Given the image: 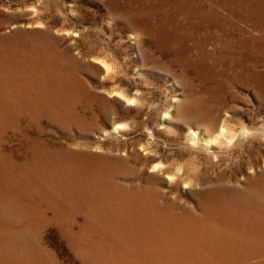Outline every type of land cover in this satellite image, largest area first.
Returning <instances> with one entry per match:
<instances>
[{
  "label": "rangeland",
  "instance_id": "obj_1",
  "mask_svg": "<svg viewBox=\"0 0 264 264\" xmlns=\"http://www.w3.org/2000/svg\"><path fill=\"white\" fill-rule=\"evenodd\" d=\"M263 127L264 0H0V264H264Z\"/></svg>",
  "mask_w": 264,
  "mask_h": 264
},
{
  "label": "bare ground",
  "instance_id": "obj_2",
  "mask_svg": "<svg viewBox=\"0 0 264 264\" xmlns=\"http://www.w3.org/2000/svg\"><path fill=\"white\" fill-rule=\"evenodd\" d=\"M105 65V64H103ZM111 68V67H110ZM116 94H118L119 96H122L126 101L128 102H131L133 100H135V96H130V95H127V93L125 94L122 90H116L115 91ZM138 99V98H137ZM181 104V103H180ZM196 105V104H195ZM186 107V106H185ZM189 108V106H187ZM200 108V107H199ZM203 111V110H202ZM201 111V112H202ZM207 111V110H206ZM183 112V111H182ZM185 113V112H184ZM192 113V112H191ZM198 113V112H197ZM181 114V113H180ZM199 114V113H198ZM202 116V115H201ZM223 120V119H222ZM210 121H212L210 119ZM216 121V120H215ZM214 121V122H215ZM167 121L166 120H162L161 121V124L164 125V127L167 126ZM220 123V122H219ZM211 125V124H210ZM213 125V124H212ZM216 125V124H215ZM207 126V125H206ZM214 126V125H213ZM209 127V126H208ZM118 126L115 125L114 129H117ZM178 128L181 130L183 136L185 137V139L187 141H190L192 146L193 145H196V147H198L199 149H205L207 151H209L212 147H214V145L216 143H220L221 142H231V140L233 139V141L235 142L234 140V136H235V131L230 129V128H227L226 125H223L221 123V125L218 127V128H214L212 131H208V130H203L199 127H188V126H185L183 124H178ZM210 128V127H209ZM260 128V127H259ZM264 128V127H263ZM118 130V129H117ZM238 130V129H237ZM253 130V129H252ZM251 130V131H252ZM250 129L248 127V129L246 127H242V129L237 132L241 133L242 135L243 134H246V133H249ZM238 133V134H239ZM152 134V133H151ZM254 134V133H253ZM252 134V135H253ZM248 135V134H247ZM251 136V135H250ZM239 138V136H237ZM153 138V137H152ZM248 138V137H246ZM240 139V138H239ZM148 142V141H147ZM161 142V141H160ZM233 142V143H234ZM159 143V142H158ZM232 143V144H233ZM231 144V143H230ZM229 145V144H228ZM146 146V145H145ZM156 146V145H155ZM163 146V145H162ZM168 146V145H167ZM165 148V147H164ZM195 151V150H194ZM125 153V152H124ZM168 153V152H167ZM179 154V153H178ZM207 154V153H206ZM167 155V154H166ZM169 156V155H167ZM166 157V156H165ZM162 158V157H161ZM166 163V162H165ZM165 165H168V164H165ZM152 168L154 170H157V171H165V168H164V164L159 162V163H156L154 165H152ZM178 169V168H177ZM170 172V171H169ZM168 172V173H169ZM163 173V172H162ZM167 173V174H168ZM169 174H172V173H169ZM201 176V174H200ZM208 178V177H207ZM203 179V178H202ZM203 181V180H202ZM128 182V181H127ZM237 182V181H236ZM138 183V182H137Z\"/></svg>",
  "mask_w": 264,
  "mask_h": 264
}]
</instances>
